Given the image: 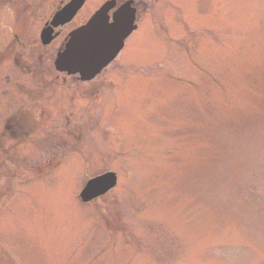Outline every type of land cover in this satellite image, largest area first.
<instances>
[{"label":"rangeland","instance_id":"obj_1","mask_svg":"<svg viewBox=\"0 0 264 264\" xmlns=\"http://www.w3.org/2000/svg\"><path fill=\"white\" fill-rule=\"evenodd\" d=\"M144 2L103 75L68 88L16 66L51 67L56 7L0 0V264H264V0ZM7 118L30 136L2 139Z\"/></svg>","mask_w":264,"mask_h":264},{"label":"water","instance_id":"obj_2","mask_svg":"<svg viewBox=\"0 0 264 264\" xmlns=\"http://www.w3.org/2000/svg\"><path fill=\"white\" fill-rule=\"evenodd\" d=\"M78 8L80 7H66L64 11L72 18ZM112 8L108 5L102 7L87 25L71 35L66 51L55 61L58 70L79 73L83 80H87L94 78L116 59L124 48L126 39L137 29L136 10L128 3L113 15V22L110 23L108 13ZM47 42L44 39V43ZM117 182V175L113 172L91 179L83 188L80 199L83 202L97 199L115 188Z\"/></svg>","mask_w":264,"mask_h":264},{"label":"flooded vegetation","instance_id":"obj_3","mask_svg":"<svg viewBox=\"0 0 264 264\" xmlns=\"http://www.w3.org/2000/svg\"><path fill=\"white\" fill-rule=\"evenodd\" d=\"M6 2L5 7H56L52 14L44 20L42 29L39 32V44L42 48V52L44 56H42L45 60L46 58L48 61H51V67L48 65V67H31L29 65H22L19 63H16V66H18V69L23 74H35L34 77H41L39 79H42L43 82H47L45 79H50L51 84H55L58 86H66V87H74L79 82L83 84L90 85V83L96 81L102 73L97 75L96 77L92 79L83 80L82 75L79 73H70L69 71H61L58 70L55 66V61L58 58V56L66 51L67 45L71 40V35L78 29L85 26L88 21L93 17L95 13L98 12V10L101 7L109 6L113 7L109 15L112 17L118 9L121 7L126 6L128 3H130L131 7H133L136 10V16L138 17V7H147L148 3L144 2V0H36L37 3H33V0H4ZM154 2V0H153ZM26 5V6H25ZM66 7H80L76 11L75 14H73L72 18H69V14L64 11V8ZM87 7H90L91 12L87 14H83L84 10L87 9ZM61 12H64L62 15L59 16ZM57 18V19H56ZM54 22L56 24H54ZM111 22V21H110ZM21 34L18 32L13 33V38L16 40L17 44L22 47L23 49H26L24 40L20 38ZM44 39L48 42L45 44ZM53 47L54 49H50ZM10 53V50H8V53L5 52V54L8 56ZM20 57L22 58L21 61H23V58H25L22 53H19ZM14 61V57H13ZM12 61V64H13ZM51 76V77H50ZM46 77V78H45ZM48 83V82H47ZM49 84V83H48ZM94 84H92L93 87ZM100 87V86H99ZM99 87L97 89H93L94 93H96L99 90ZM89 88V86H88ZM66 121H69V117H65ZM43 119V118H41ZM46 120V119H45ZM43 120V121H45ZM19 121L17 122V124ZM12 125V120L10 118H7V122L5 123V129L6 132L2 133L1 138L5 139L6 137L9 139V137L16 138L28 135L23 129V127L19 126L18 130H15ZM20 125V124H18ZM65 131V130H64ZM30 136V134L28 135ZM6 153V152H5Z\"/></svg>","mask_w":264,"mask_h":264}]
</instances>
